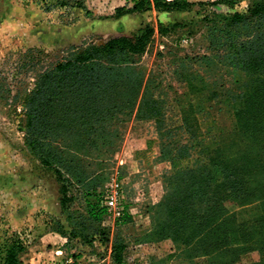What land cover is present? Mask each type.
I'll use <instances>...</instances> for the list:
<instances>
[{
	"label": "rangeland",
	"instance_id": "obj_1",
	"mask_svg": "<svg viewBox=\"0 0 264 264\" xmlns=\"http://www.w3.org/2000/svg\"><path fill=\"white\" fill-rule=\"evenodd\" d=\"M195 2L198 12L182 21L165 26L150 16L141 21L133 15L125 19L130 31L120 33L114 29L113 19L128 14L119 12L133 6L130 0H0V264H6L7 251L18 238L27 245L21 254L23 264H58L69 256L80 264H118L116 238L125 246L123 264H210L206 256L191 257L185 244L149 233L153 227L150 208L165 192V176L187 163L176 156L160 159L159 135L158 146L152 149L157 152L156 160L144 163L125 155L124 151L138 147L140 156L151 151L145 138L136 140L129 130L141 124L148 129L154 125L157 130L154 119L139 118L135 110L119 124L115 150L103 159L110 176L99 186L100 204L107 208L99 222L90 217L91 197L68 184L71 174L60 175L57 165H45L26 138V96L39 73L79 48L104 43L116 35L136 36L147 25L155 32L149 48L139 57L140 64L146 77L153 79L152 92L164 101L168 122L180 123L183 109L190 106L216 118L230 114L233 95L244 89L249 75L227 63L226 55L240 50L242 41L264 29V19L251 17L227 26L225 15L233 11L223 0ZM234 3L235 10L245 11L251 1ZM194 76H202L208 85L216 81L221 93L207 89L199 96L193 94L188 80ZM115 180L123 183L125 193L120 216L104 202ZM225 204L231 213L244 212L233 199ZM125 212L133 220L118 225L117 219ZM98 230L106 236H94ZM259 257L260 252L251 249L234 264H252Z\"/></svg>",
	"mask_w": 264,
	"mask_h": 264
},
{
	"label": "trees",
	"instance_id": "obj_2",
	"mask_svg": "<svg viewBox=\"0 0 264 264\" xmlns=\"http://www.w3.org/2000/svg\"><path fill=\"white\" fill-rule=\"evenodd\" d=\"M236 1L223 0L232 7ZM250 1L245 11L219 16L227 17V26L251 17L264 19V0ZM194 5L197 2L188 0H134L119 15L150 8L186 10ZM154 32L147 25L133 37L92 43L39 73L26 96L27 142L45 165H57L60 175L71 174L68 184L91 197L90 217L99 222L107 209L100 204L99 186L110 176L103 159L115 150L119 124L135 110L139 118L154 119L160 159L176 156L187 163L165 176V192L150 208L149 233L185 244L191 257L206 256L210 264H234L251 249L260 252L252 264H264V29L226 55L227 63L249 75L244 89L233 95V111L216 118L190 106L183 109L178 124L168 122L164 101L152 92L153 79L146 77L140 64ZM202 80L192 77L189 87L208 88ZM213 90L221 93L220 86ZM227 199L244 212L231 213ZM132 220L125 212L117 224ZM95 234L106 236L100 230ZM123 248L116 238L118 264H123ZM26 250L24 240L16 239L7 251L6 264H23L21 254Z\"/></svg>",
	"mask_w": 264,
	"mask_h": 264
},
{
	"label": "crops",
	"instance_id": "obj_3",
	"mask_svg": "<svg viewBox=\"0 0 264 264\" xmlns=\"http://www.w3.org/2000/svg\"><path fill=\"white\" fill-rule=\"evenodd\" d=\"M125 1L127 2V0H125ZM188 1H197V0H188ZM225 7H227L228 10L235 11V9L228 4H225ZM197 12H198L197 5H194V7H192L191 9L189 8L186 10L169 11V10H160L157 8H153V9H149L147 11H142V12L135 11L134 13H128V14L121 15L120 17H116L115 19H113V22L115 25L114 29L120 33H128L131 28L128 26L125 19L127 17L133 16V15L134 16L136 15L137 17H139L141 19V21L150 16L149 18L157 20V23L162 22L165 26H169V25H171V23H174L176 21H182L183 19L189 18L192 16L193 13H197ZM95 14H96V12H94V15ZM167 32H169V31L167 30ZM157 33H158V37L161 38V33L158 31H157ZM164 36H167V35H164ZM164 36L162 35V37H164ZM113 37H115V36H113ZM164 47H165V45H164ZM216 86H219V85H217L216 81H215V83L210 84L208 88H207V86L204 88H194V89L192 88L193 92H196L193 94L199 96V95L207 92L208 91L207 89H213ZM151 123H153V122H151ZM148 125H150V124H148ZM150 129H148L147 126H145V124H141V127L131 128L129 130V132H130L129 135L131 137L137 138L136 140H139L140 138H145V142H146L145 146H147V149L150 148L151 151L145 152L144 156H140V152L138 150L139 147H138V148H134L133 150L128 149V150L124 151L125 155H131L134 158L138 157L140 160L144 161V163H146L150 160H152V161L156 160L157 152H155L152 149L156 150V148L158 146V143H159L158 134H157V130L155 129L154 125L153 126L151 125ZM130 136L127 135V137H130ZM128 152H130L131 154H129Z\"/></svg>",
	"mask_w": 264,
	"mask_h": 264
},
{
	"label": "built area",
	"instance_id": "obj_4",
	"mask_svg": "<svg viewBox=\"0 0 264 264\" xmlns=\"http://www.w3.org/2000/svg\"><path fill=\"white\" fill-rule=\"evenodd\" d=\"M134 3V0H130ZM154 2V0H149ZM123 183L121 181L115 180V184H112V188L108 189L104 195L105 205L114 212L115 215L120 216L123 214L125 204L123 202V197L125 195L123 190ZM58 264H80L73 256L66 257L65 260Z\"/></svg>",
	"mask_w": 264,
	"mask_h": 264
}]
</instances>
